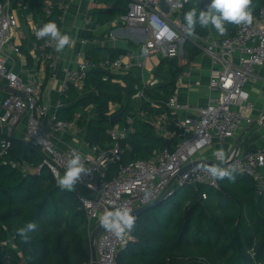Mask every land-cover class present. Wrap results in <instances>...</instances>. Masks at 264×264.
I'll use <instances>...</instances> for the list:
<instances>
[{
    "label": "built area",
    "instance_id": "obj_1",
    "mask_svg": "<svg viewBox=\"0 0 264 264\" xmlns=\"http://www.w3.org/2000/svg\"><path fill=\"white\" fill-rule=\"evenodd\" d=\"M71 0H43V18H36L32 0H1L0 1V81L10 88L21 92L9 93L1 102L3 109L0 121L8 124L17 123L22 116L26 117V137L40 151L41 160L38 164L24 159H5L4 163L19 169L22 173H39L42 166L50 169L56 180L67 170L68 161L77 154L81 158L86 174L74 186L84 208L86 232L90 238L93 231L100 225L99 218L106 211H114L118 207L127 206L132 210L146 205L158 197L171 196L176 187L206 183L218 187V179L213 178L203 166L217 165L223 169L244 173L252 177L257 185L264 188V138L257 148H248L236 154L212 158V162L192 164L176 178L179 170L188 162L199 158V155L216 142L221 143L234 137L245 125L254 122L252 111L254 105L250 100L246 87L254 82V67L264 63V5L257 14L252 13L250 24L236 25L232 35L205 37L195 35L194 43L204 48L211 55L214 68L211 71L208 88L210 93L205 102L193 106L192 114L171 119L166 113L148 116L155 130L164 137L177 136L174 149L164 148L148 159H131L124 161L125 151L122 142L135 132L134 117L128 114L122 123L114 124L106 129L110 143L107 146L90 145L83 140V146H70L62 151L54 144L51 131H69L75 125L72 121L57 118L55 114L47 117L48 105L40 100L42 81L38 75L23 80L19 74L6 65L5 47L12 52H20L18 44L12 42L19 26L20 12L31 21V50L42 57L49 69L50 76L56 75L57 65L62 50H56V41L50 36L39 38L36 33L41 29L40 23L47 24V16L52 13L54 3L66 12ZM93 1V0H91ZM186 0H165L169 12L164 13L159 0H129L125 12L119 14L118 21L125 25L136 26L145 33L141 44L142 58H135L132 52H124L115 58L105 57L99 62L90 60L83 49H77L75 67L66 68L61 83V93H66L71 84L78 88L84 85L86 74L91 69H103L109 72L126 71L137 66L141 69V84L150 87L157 83L154 76L144 75L145 59L153 53L160 52L163 56L176 57L179 64H185L182 53V40L188 35L187 24L181 19L180 12ZM92 18L86 17V22ZM96 25L98 23L96 22ZM167 26L170 32L162 35ZM82 44L88 38H77ZM103 75V79H106ZM181 74L178 76L180 80ZM133 98L144 97L143 89L138 83ZM213 91V93H211ZM62 106L61 102L57 107ZM168 110L176 112L180 108H189L179 104L176 96H170L166 103ZM145 116V115H144ZM174 127L173 129H171ZM11 140L0 139V156L8 153ZM222 162V164H219ZM109 163H116V173L107 177ZM78 186L83 190H78ZM203 198L206 193H201ZM136 218V216H135ZM128 231L122 238H117L107 229L100 230L95 237L97 264H117V253L127 242ZM15 236L0 239V250L8 247L16 250ZM3 257V256H2ZM10 257V255H9ZM11 260L1 258L0 264H9ZM20 264H25L20 262ZM84 264H93L90 259Z\"/></svg>",
    "mask_w": 264,
    "mask_h": 264
},
{
    "label": "trees",
    "instance_id": "obj_2",
    "mask_svg": "<svg viewBox=\"0 0 264 264\" xmlns=\"http://www.w3.org/2000/svg\"><path fill=\"white\" fill-rule=\"evenodd\" d=\"M94 1L109 4L90 11L91 18L102 24L125 12L113 9L112 4L127 8L129 2ZM263 5L264 0H252L251 13L257 14ZM32 7L38 14L35 17L44 19L43 0H32ZM192 9L197 13L194 34L226 37L235 32L236 24L226 23L223 35L211 24L202 27L198 22L199 0L185 1L180 12L184 23L186 13ZM62 15V9L54 3L47 23L55 22L60 30ZM183 48L188 60L198 53V47L189 39ZM124 52L112 46H98L85 54L99 62ZM183 68L176 57H161L152 72L158 81L150 87L141 84V69L137 66L116 72L91 69L82 88L71 84L65 94L61 93L60 100L65 105L58 108L56 116L72 121L90 145L103 147L110 143L106 134L110 117L122 112L118 122L122 123L130 114L135 132L122 142V157L124 161L148 159L166 147L174 149L177 143L176 135H160L145 117L166 113L171 119L177 118L166 103L174 94ZM135 83L143 89L144 97L139 100L133 98ZM4 137L11 140V147L0 156V239L15 236L17 249L0 250V260L9 258V264H84L91 253L78 191L61 188L46 166L39 173L24 174L4 163L9 158L34 164L41 160L40 151L31 141L10 136L0 139ZM116 170L117 164L109 163L107 177ZM230 172L234 180L218 179V187L206 183L176 187L173 195L162 196L158 204L140 213L130 231L131 238L117 253V264H264V188L257 190L255 180L247 174ZM201 193H206V197ZM28 222H34L37 228L27 233L25 241L17 229Z\"/></svg>",
    "mask_w": 264,
    "mask_h": 264
},
{
    "label": "crops",
    "instance_id": "obj_3",
    "mask_svg": "<svg viewBox=\"0 0 264 264\" xmlns=\"http://www.w3.org/2000/svg\"><path fill=\"white\" fill-rule=\"evenodd\" d=\"M109 4L96 3L94 0H71L68 2L66 12L62 15V24L60 32L67 34L70 37V43L61 51L62 56L58 62L56 75L50 76L49 69L45 60L31 50V34L29 26L31 21L29 17L20 12L19 26L15 31L12 42L21 45V50L18 53L12 52L9 47L4 48L6 65L15 71L20 77L25 80L32 75H38L42 81L40 100L48 105L47 117L55 114L58 110L57 103L61 102V83L64 77L66 68L75 67L77 57L75 52L77 49L84 51L98 46H112L115 38L120 37L127 39L131 47V51L135 58H142L141 44L145 38V33L136 26H129L118 21L119 14L105 23H99L95 19L91 22H86V17H90V11L94 7H107ZM96 22L98 25H96ZM196 34L187 35L182 40V53L186 60L183 71L180 73V80H176V88L174 95L179 104L189 108H180L175 113L177 117H183L186 114L193 113V106L200 105L206 101L210 90L208 88V80L212 69L215 67L211 55L204 48L198 47V53L191 59H187V53L183 48L184 42L189 39L194 43ZM210 35L216 37L219 35ZM77 38H88V42L81 43ZM162 53L157 52L148 56L145 59V68L148 70V76H153V69L159 63ZM256 80L248 82L246 87L249 92L250 100L254 108L252 115L254 122L250 125L243 126L234 137L221 143H215L211 147L205 149L199 158L203 160L217 158L219 153L223 152L225 156L230 153L236 154L248 148H257L264 138V63L254 67ZM179 74V75H180ZM10 87L4 81H0V115L3 112L1 108L2 100L11 93ZM213 93V91H211ZM62 103V102H61ZM62 105H65V103ZM90 113V112H89ZM92 114V113H91ZM26 117L27 114L15 124L3 123L0 121V136H9L12 128H14V137L29 141L26 137ZM117 124V123H115ZM51 137L56 147L65 151L70 146H83L82 132L74 126L69 131H51ZM239 140V142H237ZM25 142V141H24ZM239 143V144H238ZM220 158V156H219Z\"/></svg>",
    "mask_w": 264,
    "mask_h": 264
},
{
    "label": "clouds",
    "instance_id": "obj_4",
    "mask_svg": "<svg viewBox=\"0 0 264 264\" xmlns=\"http://www.w3.org/2000/svg\"><path fill=\"white\" fill-rule=\"evenodd\" d=\"M252 0H211L207 11H200L198 22L202 27L211 24L221 35L225 34V24H250L252 22V13L250 5ZM187 24V34L192 35L195 24L197 23V13L195 9L190 10L185 15ZM170 32L165 26L163 34ZM36 35L39 38L50 36L56 41V50L59 52L70 43V37L62 34L55 22L45 24ZM220 159L224 160V153H219ZM205 170L216 179L228 177L234 180L235 177L229 170L223 169L217 165L203 166ZM82 174H86L80 156L77 154L70 159L67 164V170L62 177L58 178V184L61 188L72 190L77 182L81 179ZM135 216L132 210L127 207H118L114 211H106L100 218L99 223L102 227L112 232L117 238H122L125 231H131L135 226ZM37 225L34 222H28L24 227L17 229L18 234L27 241V233L34 231Z\"/></svg>",
    "mask_w": 264,
    "mask_h": 264
},
{
    "label": "water",
    "instance_id": "obj_5",
    "mask_svg": "<svg viewBox=\"0 0 264 264\" xmlns=\"http://www.w3.org/2000/svg\"><path fill=\"white\" fill-rule=\"evenodd\" d=\"M19 1L22 2V0H19ZM210 3H211V0H199V6L201 8V11L202 10L203 11H207L208 10V6H209ZM159 6H160L161 10L164 13H168L169 12V8H168L165 0H159ZM111 7L113 9H116V10H119V11H125L126 10L125 7H120V6H117L115 4H112ZM44 25H45L44 23H40V28H42ZM113 48L118 49V50H122V51H125V52L131 51V47L129 45V41L127 39L120 38V37H117V38L114 39ZM9 89H10L9 90L10 92H14V93H18V94L22 95L21 92L19 93L18 91L14 90L12 88H9ZM121 119H122V112H118L117 114L111 116L110 119H109L110 126H113L115 123H118L119 121H121ZM9 136L12 137V138H16V137H14V128H12ZM21 140L27 142V140H24V139H21ZM237 142H239V140ZM208 162H212V161L203 160V159H197V160H194L192 162H188L179 170V172L176 175V178L179 177L185 170L190 168L192 164L208 163ZM219 164H222V162H219ZM260 189H261V186L257 185V190H260ZM161 200H162V197H158V198H156L155 200H153L152 202H150V203H148L146 205H142V206L136 207L133 210V215L137 217L140 213H142L143 211L155 206ZM102 229H104V227L99 225L93 231V233L91 234V236L89 238L90 253H91V259L93 261V264H97L96 263V251H95V237H96L97 233L100 230H102Z\"/></svg>",
    "mask_w": 264,
    "mask_h": 264
},
{
    "label": "rangeland",
    "instance_id": "obj_6",
    "mask_svg": "<svg viewBox=\"0 0 264 264\" xmlns=\"http://www.w3.org/2000/svg\"><path fill=\"white\" fill-rule=\"evenodd\" d=\"M147 72H148V70L145 68V72H144V73L146 74V76H148V73H147ZM152 86H153V85H152ZM87 108H88L89 111H90L91 106H88ZM78 190H80V191L82 190L80 186H78ZM82 191H83V190H82ZM126 237H127V238H126L127 240L131 238L130 231H128Z\"/></svg>",
    "mask_w": 264,
    "mask_h": 264
}]
</instances>
